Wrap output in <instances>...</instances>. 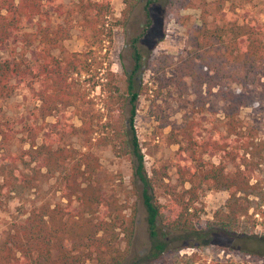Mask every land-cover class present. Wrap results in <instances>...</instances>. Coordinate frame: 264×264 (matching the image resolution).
Masks as SVG:
<instances>
[{
  "label": "trees",
  "instance_id": "1",
  "mask_svg": "<svg viewBox=\"0 0 264 264\" xmlns=\"http://www.w3.org/2000/svg\"><path fill=\"white\" fill-rule=\"evenodd\" d=\"M137 1L123 0L122 22ZM152 2L146 0L143 4V31L150 24ZM226 2L230 5L225 6ZM249 8L248 11L228 0H214L212 10L202 6L199 23L188 28L184 46L175 57H169L172 76H166L163 67L160 70V85L172 87V96L186 112L179 121L166 123L168 135H172L169 142H176L178 136L173 152L177 184H164L168 198L156 203L133 127L136 101L144 90L135 81V74L144 66L137 47L142 33L130 40L132 66L127 72L125 91H120L106 62L112 31L118 24L112 16L110 0H0V46L10 38L26 46L35 42L29 60L0 55V98L27 82L29 96L38 101V113L45 117L56 112L54 129L42 136L39 144L34 142L37 127L28 123L21 126L19 131L29 138L23 154L33 165L28 171L5 169L0 194L32 188L42 178L60 172V200L33 204L23 218L11 223L0 241V264H81L86 259L106 264L107 258L108 264H118L123 259V251L113 245L117 241L115 233L107 232L120 227L128 241L135 209L131 204L126 216L123 207L103 193L96 178L101 164L95 152L103 147H109L115 156L133 158V174L141 186L149 245L130 264H149L164 252L178 249L169 236L173 233H197L196 204L205 189H225L229 195L224 210L206 221L202 231L232 237L237 253L264 261V234L256 235L240 225V217L246 216L257 196L247 169L235 166L229 174L221 161L214 163L205 157L218 152L229 156L237 153V145H229L228 136L212 138L209 131L203 134L202 121L191 115L193 111L188 106L216 98L223 105V116L229 117L228 135H235L234 116L239 109L264 101V23ZM25 20L31 21V31L23 30ZM73 20L85 41V50L69 51L63 45ZM95 87L100 107L79 116L78 125L66 120L67 108L78 112L80 105L94 104L88 95ZM15 130L13 121L0 118L3 147ZM72 137L77 146L69 143ZM212 264L241 263L221 259Z\"/></svg>",
  "mask_w": 264,
  "mask_h": 264
},
{
  "label": "rangeland",
  "instance_id": "2",
  "mask_svg": "<svg viewBox=\"0 0 264 264\" xmlns=\"http://www.w3.org/2000/svg\"><path fill=\"white\" fill-rule=\"evenodd\" d=\"M145 1L138 0L126 21L122 22L120 10L124 6L123 0H110L112 16L118 24L112 31L106 62L114 72L119 90L125 91L127 72H130L132 66L130 40L142 33L137 47L142 54L144 66L135 74V81L136 86H142L144 90L136 101L133 127L142 154L144 170L153 183L150 191L152 200L164 203L168 198L164 192V184L170 186L177 184L173 152L178 145V136L176 142H169L172 135H168L169 124L166 123L179 121L182 112L186 110L180 108L172 96L170 90L172 87L161 86L157 77L161 74L162 67L166 76H172L173 71L168 64L169 57H175L184 46L188 28L199 23L200 8L205 6L212 10L214 0H153L149 6L150 24L143 31ZM228 1H233L238 7L244 6L248 11L250 6L254 16L264 23V0H250V3L244 0ZM226 5L229 6L230 3L226 2ZM238 11L246 14L242 9ZM72 22L74 24L70 29V36L63 41V45L69 51L85 50V41L76 22L74 20ZM33 28L31 21L23 22V30L31 31ZM34 46L35 42L26 46L24 42L10 38L0 46V55L2 57L12 55L29 60L33 57ZM103 52L104 49L101 53ZM86 88L88 89V86ZM98 94V87L90 90L88 97L94 104L80 105L78 112L72 107L67 108L66 120L78 125L79 116L98 109L100 107ZM37 106L38 101L31 99L28 94L27 82L20 83L7 96L0 98L1 120L13 121L16 129L6 147L0 144V179L5 169L28 171L33 165L23 154L28 148L29 140L25 132L19 131L23 124H34L37 127L34 134L36 144L40 143L41 137L49 130L54 129L52 125L56 119V112L42 117ZM188 106L193 111L191 115L202 121L203 134L209 131L212 138L228 136L229 145H233L234 142L237 145V153L225 156L223 152H218L205 157L214 163L221 161L229 174L235 166L247 169L249 183L255 184L257 196L253 198V207L248 209L246 216L240 217V225L256 235L264 234V101H255L239 109L234 116L237 131L235 135H228L226 123L229 117L223 116V105L216 98H208ZM69 143L73 146L78 145L74 137ZM244 145H247L246 149ZM227 149L231 152V147L227 146ZM95 152L101 164V170L97 172L96 178L102 185L105 196L120 204L123 207L122 213L126 216L131 212V204L135 209L128 241L120 227L107 232L115 233L117 241L113 245L123 251V259L118 264H130L141 257L149 245L145 211L140 196L141 186L133 174V158L130 155L115 156L109 147L95 149ZM161 171L164 172L163 175ZM59 181L60 172L55 171L52 176L42 178L32 188L23 190L17 188L8 195L0 194V241L10 230L11 223L23 218L33 204L41 202L52 204L60 200ZM228 195L229 191L225 189L203 190L196 204L195 228L198 232L169 235L178 249L164 252L157 261L149 264H212L221 259L241 264H263L264 261L260 258L237 253L232 247V237L219 232L202 231L206 221L218 211L224 210ZM108 262L109 258L106 259V264ZM81 264L96 263L93 259H86Z\"/></svg>",
  "mask_w": 264,
  "mask_h": 264
}]
</instances>
